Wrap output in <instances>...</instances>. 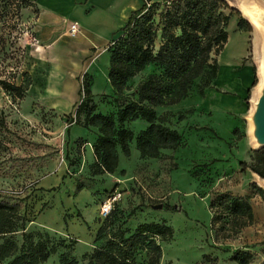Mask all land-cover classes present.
Segmentation results:
<instances>
[{
  "label": "rangeland",
  "instance_id": "1",
  "mask_svg": "<svg viewBox=\"0 0 264 264\" xmlns=\"http://www.w3.org/2000/svg\"><path fill=\"white\" fill-rule=\"evenodd\" d=\"M225 1L230 8L240 2ZM250 1L264 8V0ZM31 2L0 0V81L20 85L27 80L23 72L27 48L33 42L30 35L34 17ZM232 17L238 19L234 13ZM233 18L227 27L229 33L236 28ZM256 31L251 25L248 48L253 55L256 88L254 86L250 94L247 113L239 118H233L229 112L204 113L197 108L204 95L199 96L194 88L189 97L178 104L154 108L158 116L165 115L166 126L182 135V145L174 151L163 150L158 159H143L133 141L129 157L123 156L118 149V167L112 177L91 175L93 161L87 157V151L92 148L96 130L74 124L68 126L66 115L44 109L27 96L19 100L0 86V117L3 121V127H0V195L21 198L30 195L25 213L32 221L26 225V232H47L50 236L65 237L64 233L57 234L42 224L43 216L53 210L58 204L57 197L65 190L67 198L86 192L99 202L116 192L121 195L116 209L120 208L125 215L132 212L127 221L130 228L137 223L153 221L171 227L172 239L159 242L162 250L159 264H236L231 259L235 250L251 253L250 264H259L264 259L261 253L264 203L251 189L250 181L244 179L250 171L239 165L243 161L248 166L252 150H257L250 138L248 121L254 92L261 80L258 70L261 46L255 43ZM158 36L159 31L157 39ZM231 46L232 43L229 49ZM159 73L153 65H148L128 82L123 93L115 94L112 89L108 93V80L106 85L103 74L97 72L93 85L95 94L105 88L107 93L94 96L97 110L103 114L115 113L118 105L136 99L132 94L147 76ZM77 96L80 99L81 92ZM146 126L143 120L125 125L134 135ZM41 182L44 193L38 189ZM247 187L250 188L247 197L254 221L233 239H222L221 232L211 226L213 212L209 204L218 193L243 195ZM58 209L64 210L60 206ZM64 216L68 219V215ZM13 238L20 244V232ZM84 250L77 246L74 254L81 256ZM136 260L139 264L145 263L146 253L141 252ZM45 264H59L57 255Z\"/></svg>",
  "mask_w": 264,
  "mask_h": 264
},
{
  "label": "trees",
  "instance_id": "2",
  "mask_svg": "<svg viewBox=\"0 0 264 264\" xmlns=\"http://www.w3.org/2000/svg\"><path fill=\"white\" fill-rule=\"evenodd\" d=\"M233 13L238 17V29L250 32L251 25L225 0H143L141 9L131 14L109 44L108 81L112 91L121 94L128 82L148 65L157 68L159 75L147 76L132 94L135 100L118 105L115 113L108 114L97 110L91 79L83 75L79 91L82 97L66 118L68 126L96 130L91 175L115 173L118 149L129 157L133 141L143 159H158L163 150L174 151L182 145V135L166 126L165 115L158 116L154 108L178 104L194 88L199 96L211 88L218 72L216 57L227 43V27ZM23 75L27 77L25 83L0 81L1 88L19 100L24 99L30 80ZM255 84L256 76L252 87ZM137 120H143L147 126L134 135L125 125ZM0 127H3L1 117ZM251 153L248 166L243 161L239 165L264 180V148ZM250 187L264 202V191L255 184ZM38 189L44 193L43 187ZM29 198L30 195L23 198L0 195V264H45L54 255L59 264H139L136 257L141 252L147 256V261L141 264H159L162 254L159 242H167L173 236L171 227L164 222L137 223L130 228L127 221L132 212L125 215L120 208L116 209L117 202L106 218L97 217L100 227L94 239L96 246L89 253L76 256L77 241L67 235L26 232V225L32 221L25 213ZM209 209L213 212L211 226L221 232L222 239H233L254 221L247 196L218 193ZM17 232L21 235L20 244L13 238ZM261 253L264 256V243ZM231 259L236 264H250L253 256L235 250ZM259 264H264V259Z\"/></svg>",
  "mask_w": 264,
  "mask_h": 264
},
{
  "label": "crops",
  "instance_id": "3",
  "mask_svg": "<svg viewBox=\"0 0 264 264\" xmlns=\"http://www.w3.org/2000/svg\"><path fill=\"white\" fill-rule=\"evenodd\" d=\"M31 3L33 42L28 45L23 72L30 80L26 96L44 109L67 116L80 101L77 95L83 75L91 79L93 98L96 94L99 97L107 94L106 88L95 94V74H103L107 85L109 44L119 35L131 14L141 9L143 0H32ZM235 18L236 28L231 33L227 30V43L216 57L217 76L197 108L204 113L229 112L233 118H239L247 113L255 68L248 48L250 33L240 31ZM71 24L77 26L73 35L68 32ZM255 43L257 45L256 35ZM111 89L109 84L108 93ZM87 154L93 161L92 148ZM244 179L258 186L257 175L249 172ZM43 185L41 182L39 187ZM249 189L247 187V193L238 196H248ZM80 193L70 198H67V190L59 194L58 204L43 216L42 224L75 238V250L81 246L89 253L96 246L94 239L100 227L98 208L102 201L86 192ZM64 198H67L66 203ZM58 206L64 210L60 212ZM66 213L70 216L68 219L64 217Z\"/></svg>",
  "mask_w": 264,
  "mask_h": 264
},
{
  "label": "water",
  "instance_id": "4",
  "mask_svg": "<svg viewBox=\"0 0 264 264\" xmlns=\"http://www.w3.org/2000/svg\"><path fill=\"white\" fill-rule=\"evenodd\" d=\"M242 1L243 0H240V2H235V3H239V5L241 4L243 6L244 3ZM256 7L257 9L255 10V18L259 16V22L261 26L264 27V8L260 5H256ZM234 9H237L239 11L240 7L238 5L237 6L234 5ZM247 14H251V13L248 11ZM246 21L250 25H252L248 18H246ZM263 34H264V29H263ZM260 51H261V56L259 58L264 59L263 46L261 47ZM258 70L261 79V86L258 90L256 89L257 96L255 98V101L251 105V111L248 116V121L250 122V138L252 140V143L256 147V149H261L264 148V64L261 65L260 60H259ZM257 184L258 187H260L264 191V180L258 177Z\"/></svg>",
  "mask_w": 264,
  "mask_h": 264
},
{
  "label": "bare ground",
  "instance_id": "5",
  "mask_svg": "<svg viewBox=\"0 0 264 264\" xmlns=\"http://www.w3.org/2000/svg\"><path fill=\"white\" fill-rule=\"evenodd\" d=\"M244 3V5L242 6L241 4L239 5V3H234L235 6H239L240 7V12L244 15V17L248 18L252 24V27L256 30L257 29V34L256 35V39H257V45L258 46H263L264 48V34H263V29L264 27L261 26L260 22H259V16H257L255 18V10L257 9L256 4L250 0H243L242 1ZM246 4V5H245ZM250 12L251 14H247V12ZM254 11V12H253ZM258 15V14H257ZM250 16V18H249ZM253 16V17H252ZM264 57V56H263ZM262 57V58H263ZM261 65L264 64V59H260ZM261 86V80H260V84L257 88V90L260 88ZM257 90L254 92V101L255 98L257 96Z\"/></svg>",
  "mask_w": 264,
  "mask_h": 264
},
{
  "label": "built area",
  "instance_id": "6",
  "mask_svg": "<svg viewBox=\"0 0 264 264\" xmlns=\"http://www.w3.org/2000/svg\"><path fill=\"white\" fill-rule=\"evenodd\" d=\"M77 30V26L75 24H71L69 26L68 32L73 35ZM121 200V195L119 193H112L105 198V200L100 204L98 208V216L101 219L106 218L110 212L112 211L114 205Z\"/></svg>",
  "mask_w": 264,
  "mask_h": 264
}]
</instances>
